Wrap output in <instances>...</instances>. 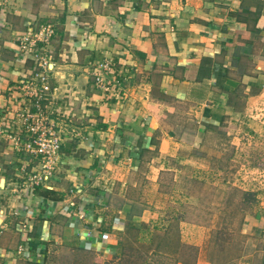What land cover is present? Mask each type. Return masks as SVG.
Segmentation results:
<instances>
[{
    "label": "crops",
    "instance_id": "0c3cea01",
    "mask_svg": "<svg viewBox=\"0 0 264 264\" xmlns=\"http://www.w3.org/2000/svg\"><path fill=\"white\" fill-rule=\"evenodd\" d=\"M43 25L55 28L57 92L45 105L61 132V160L34 196L16 191L23 167L34 170L39 158L0 134V264H53L60 248L118 262L123 235L151 219L139 175L148 195L164 152L196 163L208 132L263 99L264 0H0V126L24 141L16 112L37 67L17 46ZM108 58L123 99L95 86L91 71ZM245 232L254 248L240 264H264V203Z\"/></svg>",
    "mask_w": 264,
    "mask_h": 264
},
{
    "label": "rangeland",
    "instance_id": "374dc122",
    "mask_svg": "<svg viewBox=\"0 0 264 264\" xmlns=\"http://www.w3.org/2000/svg\"><path fill=\"white\" fill-rule=\"evenodd\" d=\"M256 106L208 132L196 163L182 165L178 151L164 152L148 195L138 191L139 175L136 192L152 206L151 219L123 235L118 262L60 248L53 264H240L254 248L246 219L264 203V97ZM193 120L184 121L194 127Z\"/></svg>",
    "mask_w": 264,
    "mask_h": 264
},
{
    "label": "built area",
    "instance_id": "2783aa9c",
    "mask_svg": "<svg viewBox=\"0 0 264 264\" xmlns=\"http://www.w3.org/2000/svg\"><path fill=\"white\" fill-rule=\"evenodd\" d=\"M55 35L53 25H43L37 31H30L20 38L17 46V56L24 60H31L37 67L26 80L23 87L25 106L16 112V118L20 122L27 140L12 133L6 125L0 126V134L7 135L14 149L19 152L25 151L39 158L35 169L28 172L26 167L23 171L28 175L25 182L16 191H24L34 196L37 188L47 186L56 172L61 160L63 139L61 132L56 129L48 117V108L45 102L52 99V94L57 88L52 84L54 71L53 58L50 53V45ZM95 86L105 95L124 98L123 79L114 68L113 59H105L95 65L91 71ZM23 229L28 225L23 223ZM20 254L30 257L25 249Z\"/></svg>",
    "mask_w": 264,
    "mask_h": 264
},
{
    "label": "trees",
    "instance_id": "16d2710c",
    "mask_svg": "<svg viewBox=\"0 0 264 264\" xmlns=\"http://www.w3.org/2000/svg\"><path fill=\"white\" fill-rule=\"evenodd\" d=\"M124 253V252H123Z\"/></svg>",
    "mask_w": 264,
    "mask_h": 264
}]
</instances>
